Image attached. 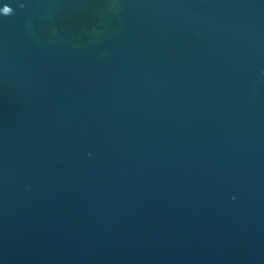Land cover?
<instances>
[{"label":"water","instance_id":"95a60500","mask_svg":"<svg viewBox=\"0 0 264 264\" xmlns=\"http://www.w3.org/2000/svg\"><path fill=\"white\" fill-rule=\"evenodd\" d=\"M0 264H264V0H0Z\"/></svg>","mask_w":264,"mask_h":264},{"label":"clouds","instance_id":"9594fccd","mask_svg":"<svg viewBox=\"0 0 264 264\" xmlns=\"http://www.w3.org/2000/svg\"><path fill=\"white\" fill-rule=\"evenodd\" d=\"M9 7V6H8ZM21 7H23V5H21ZM11 8V7H10ZM13 14V11H12V13L10 14V15H12ZM10 15H7V16H10Z\"/></svg>","mask_w":264,"mask_h":264}]
</instances>
